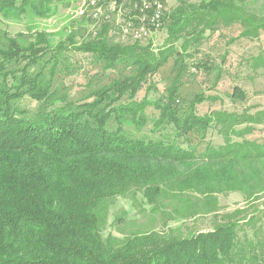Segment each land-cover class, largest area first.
<instances>
[{
  "label": "trees",
  "instance_id": "trees-1",
  "mask_svg": "<svg viewBox=\"0 0 264 264\" xmlns=\"http://www.w3.org/2000/svg\"><path fill=\"white\" fill-rule=\"evenodd\" d=\"M26 1L0 0V14L13 17ZM166 17L168 39L157 50L139 41L110 43L107 26L77 43L72 35L53 43L45 32L30 43L7 36V47L0 49V264H264V209L246 216V206L222 213L220 205L224 193H240L247 201L264 192V142L244 138L264 124V109L200 115L195 108L205 101L201 93L184 117L178 110L190 42L233 24L241 25L242 36L259 37L264 17L236 0H180ZM186 35L179 50L176 42ZM69 49L92 54L107 69L134 66L135 73L114 78L91 101L70 104L53 90L60 55ZM46 55L47 72H30ZM171 57L178 74L167 92L154 101L147 95L138 100ZM262 61L257 56L254 65ZM146 89L148 94L151 87ZM25 97L40 103L35 114L17 104ZM231 97L246 100V93L236 86ZM58 101L64 103L48 110ZM149 105L160 111L155 137L127 131L126 124L142 123ZM162 125L174 129L158 137ZM213 126L225 143L199 154L191 135L205 138ZM139 194L151 215H161L162 228L105 236L115 200H137ZM210 214L211 230L184 233L169 225Z\"/></svg>",
  "mask_w": 264,
  "mask_h": 264
},
{
  "label": "rangeland",
  "instance_id": "rangeland-1",
  "mask_svg": "<svg viewBox=\"0 0 264 264\" xmlns=\"http://www.w3.org/2000/svg\"><path fill=\"white\" fill-rule=\"evenodd\" d=\"M186 1L194 3L200 0ZM236 1L248 11L264 17V0ZM46 2V0L26 1L23 3V11L15 12L11 18L3 17L0 14V49L7 47V36L19 35L26 43H30L37 33L45 32L48 34V39L52 40L53 43L65 41L69 35L74 36V41L77 43L91 39L94 34L92 31L97 29L99 32L105 26L109 29L107 35L109 42H118L122 24L118 13L114 12L109 19L83 18L77 16V11L82 4L80 0H50V4ZM20 3L21 0H19ZM179 4L180 0H165V17ZM45 6L48 7L47 10L43 9ZM120 10H125L127 15L138 14L134 5L127 1L121 3ZM169 24V18H164L163 25L157 31L141 39V41L131 40L130 44L138 41L151 43L153 48L157 50L168 39ZM241 32V25L233 24L208 31L202 41L195 42L192 40L190 42L185 53L186 67L181 72L182 85L178 98V110L182 117L190 111L191 103L196 95L201 93L205 96V101L198 103L195 108V111L200 115L216 110L234 113H243L248 110L249 113H255L264 109V30L256 38H246L241 35ZM188 36L186 35L176 42V47L179 50H182V45ZM49 56L46 55L38 64L30 67V72H38L43 69L47 72L49 65H45ZM257 56L263 58L259 66L254 65ZM60 58L61 63L57 68L53 90H56L59 96L65 94L68 98L66 102L70 104L91 101L94 98V93L104 85L109 84L114 78L124 74H133L136 70V67L126 64H119L107 69L104 62L92 54L73 49L64 50ZM175 60L176 57H171L168 63L149 79L148 83L138 93L136 97L138 100L147 95L150 100L154 101L167 92V88L172 85L178 74V69H175ZM1 61L2 56L0 54V64ZM200 62L207 63L212 70L208 71L198 67ZM148 86L151 89L146 94ZM236 86L245 91L246 100L231 97ZM63 103L64 101H58L50 104L48 110L61 106ZM17 104L31 115L35 114L40 107L39 102L29 97L23 98ZM159 113V109L154 105H149L145 110L142 123L126 124L125 129L136 136L155 137L154 134L158 130L155 128V122ZM111 124L115 125L116 122L112 121ZM172 127L162 125L160 127L162 131L158 137L166 135V132H171L174 129ZM218 129V127L213 126L208 130L205 138H200V135L195 133L191 135L192 144L197 146L199 154H204L208 146L219 147L225 143V136ZM244 138L260 143L264 142V124L256 125L255 131ZM242 139L236 135L232 136L234 141L240 142ZM179 141L185 143L184 139H179ZM220 205L222 213L246 206V209H249L246 216H251L256 214L257 209H264V192L258 199L247 201H243L240 193H224L220 195ZM214 222L215 218L210 214L206 216L197 215L186 220L178 219L171 221L169 225L181 227L184 233H188V231L211 230L214 227ZM161 228V215H151L149 205L144 203L142 195L139 194L137 200L130 197H119L115 200L109 210L108 221L103 233L105 236L113 234L124 237L133 232H145Z\"/></svg>",
  "mask_w": 264,
  "mask_h": 264
},
{
  "label": "built area",
  "instance_id": "built-area-1",
  "mask_svg": "<svg viewBox=\"0 0 264 264\" xmlns=\"http://www.w3.org/2000/svg\"><path fill=\"white\" fill-rule=\"evenodd\" d=\"M131 2L138 14L127 15L120 10L122 2ZM77 16L109 19L116 12L121 17L119 40H139L150 36L162 25L165 18L164 0H80ZM95 16V17H94Z\"/></svg>",
  "mask_w": 264,
  "mask_h": 264
}]
</instances>
